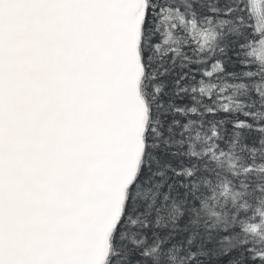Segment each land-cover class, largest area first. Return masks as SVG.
<instances>
[{"label":"snow or ice","instance_id":"snow-or-ice-1","mask_svg":"<svg viewBox=\"0 0 264 264\" xmlns=\"http://www.w3.org/2000/svg\"><path fill=\"white\" fill-rule=\"evenodd\" d=\"M0 264H264V0H0Z\"/></svg>","mask_w":264,"mask_h":264}]
</instances>
